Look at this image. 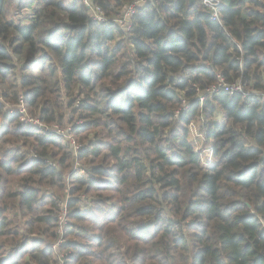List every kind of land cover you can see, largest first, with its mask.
Instances as JSON below:
<instances>
[{
	"label": "trees",
	"instance_id": "trees-1",
	"mask_svg": "<svg viewBox=\"0 0 264 264\" xmlns=\"http://www.w3.org/2000/svg\"><path fill=\"white\" fill-rule=\"evenodd\" d=\"M92 1L0 0V264H264V0Z\"/></svg>",
	"mask_w": 264,
	"mask_h": 264
},
{
	"label": "built area",
	"instance_id": "built-area-1",
	"mask_svg": "<svg viewBox=\"0 0 264 264\" xmlns=\"http://www.w3.org/2000/svg\"><path fill=\"white\" fill-rule=\"evenodd\" d=\"M201 2V4L206 7V9L208 10V12L210 13V17L212 19H218L219 15V11L221 8V3L219 0H199ZM84 4L87 6L90 14L92 15L93 19L95 21L98 22H104L106 21L105 16L103 15L101 9L98 6H95L93 4L92 0H83ZM142 0H136L132 5H130L127 8V11L125 12V16L127 18H129L130 16L133 15L134 13V6L141 3ZM126 24H125V20L120 19L118 20L119 24L121 26L125 25V27L128 28V30L130 29L129 27V23H128V19L126 20ZM207 93L209 95H215L218 94L220 91L229 93V94H246L244 91V88L242 86V84L239 81L233 82V83H226L222 78L218 79V82L212 86H210L207 90ZM200 100H204V97L201 96ZM18 108L20 109V111L23 113L24 112V106L22 104V100H20V104L18 105ZM22 120L24 122H32L33 124H36L39 127H42L43 125L39 122V120L37 119H32V118H28V117H22ZM67 129H60L57 126H54V132H56L57 134H64L65 136H67L69 138L70 144L73 147V150H77L79 149V145L76 143V141L73 139V137H71L68 134V130L70 129L69 127H66ZM190 130H191V134L192 137L194 138V142L196 143V146H198V151H200V155H201V160L204 164H209L211 162V158H212V151L209 147H204L201 145H199V142L197 141L198 138H201V141L204 140V138L202 137V135L198 132H196L195 128L193 125H190ZM205 152V153H204ZM78 166L77 163H75L74 168H76ZM66 216H67V210H66V205L63 204V206L61 207L60 210V215H59V228H58V233L60 234L59 239L53 244L54 248H57L58 245H60L62 243V234H63V226L65 225V220H66ZM61 264H63V261H61Z\"/></svg>",
	"mask_w": 264,
	"mask_h": 264
},
{
	"label": "rangeland",
	"instance_id": "rangeland-1",
	"mask_svg": "<svg viewBox=\"0 0 264 264\" xmlns=\"http://www.w3.org/2000/svg\"><path fill=\"white\" fill-rule=\"evenodd\" d=\"M125 11H127V8H126V10ZM123 20V19H122ZM124 20H125V24H126V20H127V17L124 15ZM123 27H125V25H123ZM126 29L128 30V28L126 27ZM68 127V126H67ZM205 153V152H204Z\"/></svg>",
	"mask_w": 264,
	"mask_h": 264
},
{
	"label": "water",
	"instance_id": "water-1",
	"mask_svg": "<svg viewBox=\"0 0 264 264\" xmlns=\"http://www.w3.org/2000/svg\"><path fill=\"white\" fill-rule=\"evenodd\" d=\"M193 0H191V2H192Z\"/></svg>",
	"mask_w": 264,
	"mask_h": 264
}]
</instances>
